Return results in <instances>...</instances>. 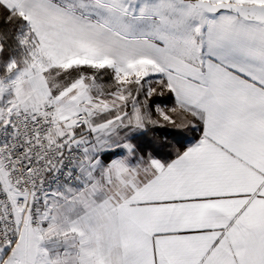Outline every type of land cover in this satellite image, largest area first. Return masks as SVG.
<instances>
[{
  "label": "snow or ice",
  "instance_id": "6c2138e0",
  "mask_svg": "<svg viewBox=\"0 0 264 264\" xmlns=\"http://www.w3.org/2000/svg\"><path fill=\"white\" fill-rule=\"evenodd\" d=\"M0 264H264V0H0Z\"/></svg>",
  "mask_w": 264,
  "mask_h": 264
}]
</instances>
